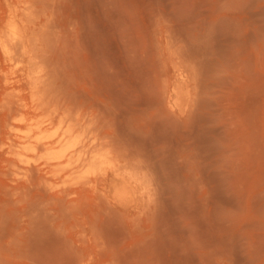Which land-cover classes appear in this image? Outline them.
<instances>
[{"label":"rangeland","instance_id":"374dc122","mask_svg":"<svg viewBox=\"0 0 264 264\" xmlns=\"http://www.w3.org/2000/svg\"><path fill=\"white\" fill-rule=\"evenodd\" d=\"M0 264H264V0H0Z\"/></svg>","mask_w":264,"mask_h":264},{"label":"bare ground","instance_id":"6f19581e","mask_svg":"<svg viewBox=\"0 0 264 264\" xmlns=\"http://www.w3.org/2000/svg\"><path fill=\"white\" fill-rule=\"evenodd\" d=\"M10 13L13 15L6 22V27L8 32L12 34L16 39L20 40L21 43L24 42V34L19 30L18 23L15 19V12L11 10ZM176 94L182 99H184V94L182 91H176ZM15 110H10L13 114ZM10 127L13 130L18 129L17 126L9 122ZM14 137H11L9 147L10 150L17 154L21 160H23L25 153L35 152L37 144H41L46 149V161L45 167L58 166L60 164L71 165L76 162L78 166L84 171H91L97 165H105L111 162V158L107 154L98 152L96 149L97 142L87 141L82 138L73 135L70 127L65 128L62 133H60L54 141L42 140L45 135H33L31 133H26L24 138L27 144L22 146V149L16 148L18 142L16 136L18 133L15 131L13 133ZM42 140V141H41ZM28 164V162L26 163ZM41 169V168H40ZM106 169L104 173H106ZM116 174H120L118 169H114ZM103 173V174H104Z\"/></svg>","mask_w":264,"mask_h":264}]
</instances>
